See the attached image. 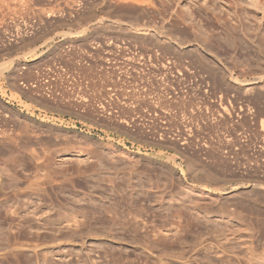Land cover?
<instances>
[{
    "label": "rangeland",
    "instance_id": "obj_1",
    "mask_svg": "<svg viewBox=\"0 0 264 264\" xmlns=\"http://www.w3.org/2000/svg\"><path fill=\"white\" fill-rule=\"evenodd\" d=\"M138 1L0 0V212L17 210L0 218V264H264V16L245 0ZM178 52L196 78L175 82ZM219 91L236 94L225 120Z\"/></svg>",
    "mask_w": 264,
    "mask_h": 264
},
{
    "label": "bare ground",
    "instance_id": "obj_2",
    "mask_svg": "<svg viewBox=\"0 0 264 264\" xmlns=\"http://www.w3.org/2000/svg\"><path fill=\"white\" fill-rule=\"evenodd\" d=\"M114 1H116V0H114ZM123 1H124V0H123ZM126 1H127V0H126ZM135 1H136V0H135ZM137 1H138V0H137ZM209 1H210V0H209ZM211 1H212V0H211ZM232 2H233V1H232ZM245 2H247V4H249L250 7H253V8H255V9L259 10V11L261 12V15L264 16V0H245ZM74 3H75V2H74ZM117 3H118V2H117ZM127 3H128V2H127ZM139 3L141 4L140 0L138 1V4H139ZM65 4H66V3H65ZM72 4H73V3H72ZM120 4H121V3H120ZM131 4H132V3H131ZM138 4H137V5H138ZM140 4H139V5H140ZM142 4H143V3H142ZM231 4H232V3H231ZM70 5H71V4H70ZM75 5H76V4H75ZM121 5H122V4H121ZM139 5H138V6H139ZM249 5H248V6H249ZM124 6H125V5H124ZM128 6H129V4H128ZM141 6H142V5H141ZM49 7H50V6H49ZM56 7H57V6H56ZM56 7H55V8H56ZM139 7H140V6H139ZM53 8H54V6H53ZM59 9H61V8H59ZM134 9H135V8H134ZM50 10H51V9H50ZM53 10H54V9H53ZM61 10H62V9H61ZM142 10H143V9H142ZM147 10H148V9H147ZM46 11H47V10H46ZM139 11H140V10H139ZM143 11H144V10H143ZM145 11H146V9H145ZM177 11H178V10H177ZM49 12H50V11H49ZM49 12H48V13H49ZM74 12H75V11H74ZM48 13H47V14H48ZM76 13H77V12H76ZM49 14H50V13H49ZM143 14H144V12H143ZM178 14H179V13H178ZM181 15H182V14H181ZM79 16H80V15H79ZM177 16H180V14L177 15ZM64 17H65V16H64ZM181 17H183V16H181ZM47 18H48V17H47ZM76 18H77V17H76ZM60 19H61V18H60ZM182 19H183V18H182ZM223 19H224V18H223ZM51 20H52V19H51ZM56 21H57V20H56ZM224 21H225V20H224ZM71 22H72V21H71ZM173 22L175 23V21H173ZM177 22H178V21H176V23H177ZM57 23H58V22H57ZM61 23H62V22H61ZM73 24H74V22H73ZM83 24H84V23H83ZM179 24H180V22H179ZM136 25H137V24H136ZM148 25H149V24H148ZM171 25H172V24H171ZM226 25H227V24H226ZM71 26H72V25H71ZM139 26H141V25H139ZM77 28H78V27H77ZM101 28H102V27H101ZM132 28H134V26H133ZM145 28H148V27H145ZM227 28H229V27L227 26ZM153 29H154V28H153ZM168 29H169V28H168ZM171 29L173 30V27H172ZM177 29H178V28H177ZM184 29H185V27H184ZM135 30H139V28L136 27ZM135 30H134V31H135ZM140 30H141V29H140ZM160 31H161V30H160ZM174 31H175V30H174ZM176 31H177L178 33L180 32V30H179V31L176 30ZM176 31H175V32H176ZM186 31H187V30H186ZM186 31H185V34L182 35L181 39H179V40L182 41V38L185 37V35H186ZM182 32H184V31L181 30V33H179V34H183ZM226 32H227V31H226ZM153 33H154V32H153ZM187 33H188V31H187ZM138 34H139V33H138ZM168 34H169V32H168ZM175 34H176V33H175ZM146 35H147V34H146ZM152 36H153V35H152ZM168 36H169V35H168ZM179 36H180V35H179ZM179 36H178V37H179ZM187 36H188V35H187ZM187 36H186V37H187ZM226 36L229 37L230 35L228 36V34H226ZM226 36H225V37H226ZM193 37H194V36H193ZM200 37H201V36H200ZM227 37H226V38H227ZM234 37H235V36H234ZM263 37H264V36H263ZM156 38H157V37H156ZM179 38H180V37H179ZM188 38H189V37H188ZM188 38H187L186 40H189ZM226 38H225V40H226V42H227V39H226ZM171 39H172V38H171ZM196 39H197V38H196ZM204 39H205V38H204ZM222 39H223V38H222ZM231 39H234V38L231 37ZM194 40H195V39H194ZM199 40H200V39H199ZM225 40H224V41H225ZM229 40H230V39H228V42H229ZM157 41H158V40H157ZM177 41H178V40H177ZM183 41H185V38H184ZM183 41H182V43H184ZM189 41H190V40H189ZM204 41H205V40H204ZM231 41H233V40H231ZM261 41H262V40H261ZM186 42H188V41H186ZM205 42H206V41H205ZM209 42H210V41H209ZM157 43H158V42H157ZM157 43H156V44H157ZM159 43H160V42H159ZM178 43H179V42H176V44H178ZM206 43H207V42H206ZM260 43H261V42H260ZM228 44H229V43H228ZM230 44H231V42H230ZM233 44H234V41H233ZM236 44H238V43L236 42ZM197 45H198V44H197ZM256 45H257V44H256ZM161 46H162V45H161ZM163 46H165V45H163ZM257 46H259V44H258ZM178 47H179V46H178ZM173 48H174V47H173ZM202 48H204V47H202ZM195 49H196V48H195ZM159 50H160V49H159ZM166 50H167V49H166ZM174 50H175V49H174ZM176 50H177V49H176ZM176 50H175V51H176ZM161 51H162V50H161ZM161 51H160V52H161ZM179 51H180V50H179ZM181 51H182V50H181ZM183 52H184V51H183ZM192 52H193V50H192ZM187 53H188V52H187ZM187 53H186V54H187ZM194 53H196V52L194 51ZM153 54H154V53H153ZM177 54H178L179 56H181L183 53H179V52H178ZM167 55H168V54H167ZM178 55L175 56V57H177V58H174V59H173V58H168V59H166L167 61L165 60L167 64H169V65L172 66V67L170 66L171 68H174V72H175V74H176V75H174V77H175L174 79L176 80L175 82L180 83L181 81H185V80H186V76H185V77L183 76L184 73H187V74H185V75H187V78H190V79H191L192 77H195V78H196V77L199 75V74L197 75V73H198L199 71H198V72H194L195 70L192 71V70L190 69V67H189L188 62H186V61L183 62V61H182L183 59H181V58H183V57H182V56H181V57H178ZM189 55H190V53H189ZM191 55H192V54H191ZM185 56H186V55H185ZM155 57H157V56H155ZM192 57H193V56H192ZM166 58H167V57H166ZM150 59H151V58H150ZM187 59H188V58H187ZM217 59H218V58H217ZM219 59H220V58H219ZM145 60H146V59H145ZM151 60H152V59H151ZM161 60H162V59H161ZM159 61H160V60H159ZM209 61H210V60H209ZM219 61H220V60H219ZM202 63H203V62H201V64H202ZM209 63H210V62H209ZM167 64H166V66H168ZM192 64H193V63H192ZM161 65H162V64H161ZM164 65H165V64H164ZM164 65H162V66H164ZM193 65H194V64H193ZM193 65H192V66H193ZM202 65H203V67H204V65H208V64H202ZM156 66H157V65H156ZM166 66H165V67H166ZM190 66H191V65H190ZM209 67H210V66H209ZM195 68H196V67H195ZM201 68H202V67H201ZM229 68H230V67H229ZM229 68L227 67V70H229ZM212 69H213L212 67H211V70L209 69V70H210V71H209L210 73H211ZM218 69H219V68H218ZM201 70H202V69H201ZM213 70H214V69H213ZM230 70H231V68H230ZM209 72H208V73H209ZM225 72H226V71H225ZM246 72H247V71H246ZM262 72H263V73H262L261 75L259 74V77L256 78V80H257V79H264V67H263V71H262ZM199 73H200V72H199ZM214 73H215V71H214ZM212 74H213V72L211 73V75H212ZM228 74H229V73H228ZM243 74L246 75V73H243ZM208 75H209V74H208ZM229 75H232V74H229ZM237 75H239V74H237ZM237 75H236V76H237ZM240 75H241V72H240ZM249 75H250V74H249ZM219 76L221 77V75H219ZM246 76H247V75H246ZM246 76H245V77H246ZM199 77H200V80H203V78H204V77L201 76V75H200ZM214 77H215V75H214ZM220 77H219V78H220ZM242 77H243V75H241V78H242ZM253 77H255V75H254ZM208 78H209V77H208ZM210 78H211V77H210ZM221 79H222L223 82H225V84H226V86H227L226 88L230 89L231 91L234 90L235 93H236V92L238 93L239 91H241V92L243 91V90H242V87H241V86L243 85V84H242V81H243V82L245 81V80H243V78H242V81H241V79H239V77H235V76L232 75V76H231V79H226L225 77H221ZM221 79H220V80H221ZM141 80H142V79H141ZM164 80H165V79H164ZM197 80H198V79H197ZM159 81H160V80H159ZM253 81H254V80H253ZM152 82H153V81H152ZM152 82H151V83H152ZM172 82H173V80H172ZM216 82H217V81H216ZM220 82H221V81H220ZM148 83H149V82H148ZM151 83H150V84H151ZM161 83H162V82H161ZM161 83H160V84H161ZM181 83H182V82H181ZM203 83H204V82H203ZM156 84H157V83H156ZM166 84H167V83H166ZM172 84H173V83H172ZM215 84H217V83H215ZM220 84H222V83H220ZM220 84H219V85H220ZM223 84H224V83H223ZM173 85H174V84H173ZM175 85H176V84H175ZM175 85H174V86H175ZM181 85H182V84H181ZM187 85H188V84H187ZM217 85H218V84H217ZM219 85H218V86H219ZM166 86H167V85H166ZM174 86H173V87H174ZM224 86H225V85H224ZM168 87H169V85L167 86V88H168ZM173 87H171V88H172V90L174 91ZM180 87H181V86H180ZM197 87H198V86H197ZM175 88H176V87H175ZM184 88H185V87H184ZM226 88H225V89H226ZM145 89H146V88H145ZM191 89H192V87H191ZM201 89H202V88H201ZM206 89H207V88H206ZM206 89H205V91H206ZM142 90H143V89H142ZM183 90H184V89H183ZM195 90H196V88H195ZM208 90H209V89H208ZM143 91H144V90H143ZM175 91H176V89H175ZM177 91H178V90H177ZM187 91H188V90H187ZM209 91H210V90H209ZM136 92H137V91H136ZM145 92H146V91H145ZM145 92H143V93H145ZM152 92H153V91H152ZM130 93H131V92H130ZM134 93H135V92H134ZM139 93H140V92H139ZM141 93H142V92H141ZM174 93H178V92H174ZM206 93H207V92H206ZM213 93L215 94V93H217V92H213ZM235 93L232 94V95H230V96L232 97V98H231V97H229V93H228L227 91H224V92H220V91H219V92H218L216 102H217V104L219 105V107H220V108L222 109V111H223V114L219 111L220 113L218 112V113H219L218 115L221 116L222 119H224V120H225L226 117H227L226 115L229 116V114H231L230 111H229L228 106H230L231 108H235V106L233 105V104H234V103H233V102H234L233 98L236 96ZM128 94H129V93H128ZM132 94H133V93H131V95H132ZM148 94H149V93H148ZM156 94H157V93H156ZM185 94H186V93H185ZM185 94H184V95H185ZM209 94H210V93H209ZM259 95H260V94H259ZM160 96H162V95H159V97H160ZM172 96H175V94L172 95ZM172 96H171V98H172ZM213 96H214V95H213ZM254 96H255V94H254ZM129 97H130V96H129ZM154 97H155V96H154ZM190 97H191V96H190ZM252 97H253V96H252ZM256 97H257V96H256ZM149 98H150V97H149ZM160 98H162V97H160ZM160 98H159V99H160ZM176 98H178V97L175 96L174 99H176ZM204 98H205V97H204ZM257 98H258V97H257ZM138 99H139V98H138ZM147 99H148V98H147ZM156 99H157V98H156ZM236 99H237V97H236ZM149 100H150V99H149ZM149 100H148V101H149ZM133 101H134V100H133ZM140 101H141V100H140ZM186 101H187V100H186ZM242 101H244V100H242ZM137 102H138V101H137ZM143 102H144V100H143ZM157 102H158V101H157ZM157 102H156V103H157ZM209 102H210V101H209ZM226 102H227L228 104H226ZM236 102H237V101H236ZM141 103H142V102H141ZM154 103H155V102H154ZM179 103H180V102H179ZM184 103L186 104V102H184ZM139 104H140V103H139ZM159 104H160V103H159ZM165 105H166V103H165ZM172 105H173V104H172ZM178 105H179V104H178ZM180 105H181V103H180ZM191 105H192V104H191ZM244 105H245V104H244ZM156 106H157V105H156ZM162 106H164V105H162ZM169 106H170V105H169ZM233 106H234V107H233ZM242 106H243V105H241V106L239 105V106H238V108H239L240 111L244 112V111H246V110L248 109V108L245 109V108L242 107ZM159 107H160V105H159ZM159 107H158V108H159ZM204 107H205V110H206V111H208V109L210 108V107L207 106V105H205ZM236 107H237V105H236ZM199 108H200V107H199ZM202 108H203V107H202ZM211 108H212V107H211ZM211 108H210V109H211ZM161 109H162V108H161ZM217 109H218V108H217ZM244 109H245V110H244ZM201 110H202V109H201ZM211 110H213V108H212ZM203 111H204V110H203ZM211 112H212V111H211ZM195 113H196V112H195ZM206 113H207V112H206ZM208 113H209V112H208ZM214 113H215V112H214ZM248 113H249V112H248ZM203 114H204V113H203ZM225 114H226V115H225ZM224 115H225L226 117H225ZM253 115H254V114H253ZM230 116H231V115H230ZM221 117H220V119H221ZM189 118H190V116H189ZM243 118H244V117H243ZM245 118H246V117H245ZM2 119H3V118H2ZM202 119H203V118H202ZM224 120H222V121H224ZM231 120H232V119H231ZM125 122H126V120H125ZM6 124H7V122H6ZM191 124H192V123H191ZM254 124H255V123H254ZM194 125H195V124H194ZM250 125H251V124H250ZM189 126H190V125H189ZM191 126H192V125H191ZM196 128H197V127H196ZM191 129H192V127H191ZM191 129L189 130V133L187 132L188 134H192V130H191ZM246 129H247V128H246ZM187 130H188V129H187ZM193 130H194V129H193ZM196 131H197V130H196ZM246 131H247V130H246ZM260 131L262 132V135L264 136V123H263V121H261V129H260ZM260 131H258V132L260 133ZM229 132H230V131H229ZM241 132H242V131H241ZM194 133H195V131H194ZM239 133H240V132H239ZM243 133H244V132H243ZM188 134H187V135H188ZM230 134H231V133H230ZM260 134H261V133H260ZM260 134H259V135H260ZM188 136H189V135H188ZM190 136H191V135H190ZM192 136H194V135H192ZM192 136H191V137H192ZM1 137H2V136H1ZM1 137H0V138H1ZM3 137H4V136H3ZM195 137H196V136H195ZM240 137H241V136H240ZM242 137H244V136H242ZM188 140H189V139H188ZM246 140H247V139H246ZM263 140H264V139H263ZM0 141H2V140L0 139ZM13 141H14V140H13ZM244 142H245V141H244ZM263 142H264V141H263ZM1 143H2V142H1ZM227 144H228V145H231V146H232V145L237 146L238 144L236 143V137H235V136H232V135L229 136V138L227 139ZM236 144H237V145H236ZM0 145H1V144H0ZM205 145H206V143H205ZM241 145H242V144H241ZM4 146H6V145L3 144V147H4ZM238 146H239V145H238ZM3 147H2V145L0 146V153H2V152L4 153V152L8 151V150H5V149H6L5 147H4V148H3ZM6 147H7V146H6ZM17 148H18V147H17ZM237 148H238V147H237ZM237 148H235V149H237ZM260 148H261V147H260ZM229 150H230V149H229ZM260 152H261V151H260ZM40 154H41V153H40ZM33 155L35 156V154H33ZM36 157L38 158L39 155L37 154ZM259 157H260V156H259ZM256 161H257V160H256ZM194 170H195V169H194ZM0 172H1V171H0ZM2 172H3V171H2ZM39 184H40V182H39ZM0 185H1V183H0ZM29 185H30V184H29ZM30 187H31V185H30ZM30 187H28V188H30ZM2 188H3V187H2ZM6 190H7V189H6ZM40 191H42V190H29V191H24L23 193H24V194H28V193H37V192H40ZM199 192H200V191H199ZM9 193H13L15 197H18L17 195H18L20 192H17V190H11V189H10ZM21 193H22V192H21ZM202 193H203V192H202ZM202 193H199V195H200V196L203 195ZM2 194L5 195L6 193H5L4 190H1V188H0V196H1ZM13 194H12V195H13ZM8 195H9V194H8ZM12 195H11V196H12ZM38 196H40V195L38 194ZM8 197H9V196H8ZM11 198H12V197H11ZM2 199H3V198H2ZM6 199H8V198H6ZM18 199H19V198H18ZM1 204H2V203H1ZM21 207H22V206H21ZM6 208H7V207H6ZM34 211H35V210H34ZM16 214H17V210H16V209H14V210L11 211V210H8V208H7V211H6L5 214H2V212H0V218L3 217L4 220H5V219H6V220H10V221H12V223H13L14 218H16V217H15ZM32 215H33V214H32ZM22 216H23V215H22ZM40 216H41V215H40ZM37 218H38V217H37ZM60 218H62V217H60ZM22 219H23V221H24V220H27V221L30 220V219H27V216H26V217L24 216ZM70 220H71V219H70ZM74 220H75V219H74ZM47 221H49V220H46V221H44V222H38V223H35V224H34L33 222H28V225H27V226H28V227H32V226H35V225H36V226L38 227V228L36 229V231H37L38 233H40V232H42V231L40 230V227L45 228V227H49V225H50V227H53V228H54V226H52V225H53V224H56V223L59 222V221H58V222H55V221L47 222ZM114 221H115V220H113L112 223H114V225H115V222H114ZM73 222H75V225H76V227H78V230H79V231L77 232V230L75 231V230H73V229H71V228H70V229H71L73 232L75 231L74 234H76V232H77V233H78V234H77L78 237H82L84 234H85V235L95 234V233L92 231V229H90L91 224H87V223L84 222V221H83V222H81V221L76 222V220L73 221ZM24 223H25V221H24ZM24 223H22V224H24ZM76 223H79V224H76ZM117 224H118V222H117ZM70 225H71V224H70ZM70 225H69V226H70ZM83 225H88V226H87L88 229L86 230V232L82 229ZM89 225H90V226H89ZM112 225H113V224H112ZM67 226H68V225H67ZM69 226H68V227H69ZM71 226H73V224H72ZM123 226H125V225H123ZM59 227H60V226H58L57 228H59ZM76 227H73V228L75 229ZM84 227H85V226H84ZM84 227H83V228H84ZM55 228H56V227H55ZM32 229H33V228H32ZM59 229H60V228H59ZM34 230H35V229H34ZM57 230H58V229H57ZM28 232H29V231H28ZM52 232H54V231L52 230ZM17 233H18V234H14L15 236L13 235V239H11L10 235H8V236L6 235V236H7L6 239H5L6 242H7L6 246L9 247V248L11 247V248H10V249L8 248V249H9V252H6V253H4V254L2 253V255H4V257H5V255H6V257H7L8 254L13 255V257L18 256V252H17V251H14V249L17 248L18 245H19V246L25 245L24 243H25L26 241L23 243L24 240L22 239V241H21V239H20V238L23 237V236H21V235H22V234H21V230L19 229ZM30 233H31V232H30ZM71 233H72V232H71ZM12 234H13V233H12ZM52 234H53V233H52ZM55 234H56V233H55ZM56 235H57V234H56ZM69 235H71V234H69ZM77 235H76V236H77ZM95 235H96V234H95ZM74 236H75V235H74ZM53 237L55 238L54 240H56V236H51L52 239H53ZM62 237H63V236H62ZM70 237H72V236H70ZM83 237H84V236H83ZM83 237L81 238L82 240H83ZM163 237H164V236H163ZM26 238H27V237H26ZM45 238H46V237H45ZM66 238H67V236H66ZM73 238H74V237H73ZM3 239H4V238H3ZM19 239H20V240H19ZM57 239H58V238H57ZM5 240H4V241H5ZM14 240H15V241H14ZM39 240H40V239H39ZM39 240H38V241H39ZM47 240H48V239H47ZM70 240H71V238H70ZM173 241H174V240H173ZM175 241H176V240H175ZM0 242H2V240H1ZM30 242H31V241H30ZM33 242H34V241H33ZM39 242H40V241H39ZM44 242H45V241H44ZM28 243H29V242H28ZM31 243H32V242H31ZM16 244H18V245H16ZM29 244H30V243H29ZM29 244H28V245H29ZM41 244H42V242H40V243H35V244L32 243V244L30 245V246H33L32 249H33V252L35 253V257H36L37 259H39V251L36 249V247H38V246L41 245ZM12 246H13V247H12ZM22 247H23V246H22ZM25 248H27V247H25ZM149 248H150V247H149ZM32 249H31V250H32ZM2 250H3V249H2ZM16 250H17V249H16ZM42 255H43V256H42L43 259H46V258H47V255H45V253L42 254ZM51 255H52V254H51ZM85 255H86L87 259L90 258V257H89V256H90L89 254H85ZM30 257H31V256H30ZM18 258H19V257H18ZM15 259L17 260V258H15ZM15 259H14V260H15ZM20 259H21V258H20ZM2 260H3V259H2ZM18 261H19V260H18ZM20 261H21V260H20ZM19 263H21V262H19ZM165 263H166V262H165ZM3 264H4V263H3ZM15 264H16V263H15ZM167 264H168V263H167Z\"/></svg>",
    "mask_w": 264,
    "mask_h": 264
},
{
    "label": "built area",
    "instance_id": "obj_3",
    "mask_svg": "<svg viewBox=\"0 0 264 264\" xmlns=\"http://www.w3.org/2000/svg\"><path fill=\"white\" fill-rule=\"evenodd\" d=\"M33 23H34V21L31 24H29L28 26L25 27L27 32H30V33L33 32V30H34ZM140 58H142V57H140ZM106 102L108 103V100ZM102 106L103 105H101V107Z\"/></svg>",
    "mask_w": 264,
    "mask_h": 264
}]
</instances>
